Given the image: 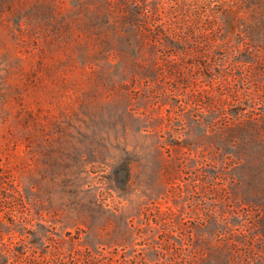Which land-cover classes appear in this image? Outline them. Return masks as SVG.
Instances as JSON below:
<instances>
[{
    "label": "rangeland",
    "instance_id": "1",
    "mask_svg": "<svg viewBox=\"0 0 264 264\" xmlns=\"http://www.w3.org/2000/svg\"><path fill=\"white\" fill-rule=\"evenodd\" d=\"M0 264H264V0H0Z\"/></svg>",
    "mask_w": 264,
    "mask_h": 264
}]
</instances>
